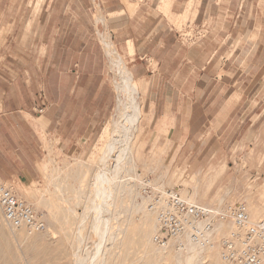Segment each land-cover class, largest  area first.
Segmentation results:
<instances>
[{"label": "rangeland", "instance_id": "374dc122", "mask_svg": "<svg viewBox=\"0 0 264 264\" xmlns=\"http://www.w3.org/2000/svg\"><path fill=\"white\" fill-rule=\"evenodd\" d=\"M121 64L132 74L140 108L129 142L137 193L123 204L144 202L149 215L140 192L148 179L200 206L242 203L251 222L262 221L253 214H264V0H0V177L54 233L51 242L39 234L36 249H60L61 263L69 264L94 247L92 213L79 244L77 226L60 219L79 193L91 191L122 109ZM44 77L52 105L64 97L60 89L77 90L66 95L63 123L59 111L39 119L48 106L35 93ZM123 210L120 228H143L140 213ZM0 232L11 242L2 264L31 257L34 232L10 228L1 212ZM109 237L102 236L101 253L121 254ZM216 248L212 260L219 264ZM166 252L155 264H175L176 251ZM142 258L136 245L126 263Z\"/></svg>", "mask_w": 264, "mask_h": 264}, {"label": "bare ground", "instance_id": "6f19581e", "mask_svg": "<svg viewBox=\"0 0 264 264\" xmlns=\"http://www.w3.org/2000/svg\"><path fill=\"white\" fill-rule=\"evenodd\" d=\"M110 47H112V45H106V50L108 52L109 57L113 56L112 59L115 60L114 56L116 54L114 55L112 54L116 52L111 51L112 49ZM113 63L115 62L113 61ZM120 70H121V74L119 75L121 78V83L119 82L120 84H117V86L121 94L123 96L125 95L126 97L124 96L122 100H119V104L120 106H122V109L119 112L120 113L119 117L117 116L118 120L114 121L112 124V130H110L111 133H109V135L111 134V138L108 140L107 144H105L106 146H104L105 150L103 149L102 151L104 152L103 156L100 157L101 159L99 158L100 164L97 167L98 170L96 169L97 172L94 174V178L91 184V191H89V195H85V196L83 195L84 191L82 193H79L77 197L78 202L74 203L75 207L73 206L74 208H71L68 206V208L63 209L64 213H62L61 211L62 214H61L60 223L66 225L70 217V219L73 221L71 225L77 226L76 234L78 236H76L75 239L73 238V242H77L78 244L81 243V241H83L84 239V237L80 235L81 231H83L84 221L86 220V218L89 216L90 213H92L93 215L92 230L96 235L94 242H92L95 243L94 247L91 248L90 252L88 251L89 253L84 254L85 256L83 258H81L79 255L78 256L80 258H78V256L75 255L76 256L75 260L73 262H69V264H129V262L126 263L127 258L130 254V250H132V248L136 245L143 248V252H144V258H142L143 264H155L157 261H159L162 255L164 256V253H167L166 252L167 250L173 249L172 246L166 249L158 248V247L155 249L153 247L155 245L154 244L152 245L151 244L152 242L151 243L148 242L150 233L152 232L156 233L158 228L156 225L152 224L151 222L152 220L150 219L151 218L150 216L153 215L151 213L147 215L144 212V202H142L141 205L134 204L131 208H127V206L123 204V201H121V199L123 200L124 197L128 198L129 201H131L136 196L137 193L136 192L137 189L135 185L136 175L133 176L131 175V173L134 172V167L133 165L131 166L129 165V161L132 159V152L129 142L132 141L131 140L132 132L134 134L133 130L138 124V120L140 116V108L136 100L138 89L134 82L132 74L126 69L125 66H122V64H121V69H119L118 71ZM121 175L122 178H124L125 180L121 178ZM194 199H195V195H194ZM44 203L41 204L39 203V206L43 208L46 205V202ZM63 203L66 204V201H64ZM76 207L77 208L81 207L80 208L81 213H77ZM115 208L117 209V211L118 209L122 208L124 210L126 209L127 213L129 210L130 213H140L143 219V228L142 227L130 228L132 224L131 222L129 223L127 228L126 227L124 229L120 228L121 226L120 224H118V217L119 215L121 216L122 211L120 210L121 212L118 211L116 212V214H113L112 211ZM253 219L254 220L261 219L262 221L258 223H263L264 214L256 210L253 214ZM126 221H128V218H126ZM66 228L68 230L69 227ZM223 228L225 230L228 229L226 226L219 225L217 227V230H221ZM2 231L3 230L1 229V232ZM1 232H0V255L4 257V255L11 248L10 247L11 242L9 244L8 242L9 239L8 241L7 239L6 241L3 240ZM108 232L110 233V237H109L110 239L108 240L110 244H108V246L111 245L112 248L113 245L120 246L122 250L121 254L107 252V254L104 255L101 253L104 241L102 243H100V241H102L103 239L102 236ZM32 234H33L32 237L34 236L33 240L27 246V251H28L27 256H31V257H29L28 260H24L20 262L19 264H62L61 262L63 259L61 256L60 249L58 250L60 252H58L56 249L52 250L46 247L44 248L41 247V249H36V244L40 238L39 234H43L42 236L50 241L54 238V233L52 234L49 230H45L44 228L43 231L34 232ZM119 234H122L124 236L123 238H125L126 240L124 241H122V239L117 240V236ZM68 236H70V234ZM43 240L44 239H42V241ZM216 250H217L216 246H214L213 248L210 247L200 248L196 245L187 242V245H185L184 249L182 251H176L175 254L172 255L171 259L172 262H174L175 264H215L212 258H213V253L216 252ZM103 253H105V251Z\"/></svg>", "mask_w": 264, "mask_h": 264}, {"label": "built area", "instance_id": "2783aa9c", "mask_svg": "<svg viewBox=\"0 0 264 264\" xmlns=\"http://www.w3.org/2000/svg\"><path fill=\"white\" fill-rule=\"evenodd\" d=\"M140 183L146 210L158 228L151 238L156 247L182 251L187 242L200 248L217 246L219 264H264V222H250L246 205L200 206L183 199L177 190L154 187L148 179ZM0 212L10 228L44 230L32 207L1 177ZM219 225L228 229L217 230Z\"/></svg>", "mask_w": 264, "mask_h": 264}, {"label": "crops", "instance_id": "0c3cea01", "mask_svg": "<svg viewBox=\"0 0 264 264\" xmlns=\"http://www.w3.org/2000/svg\"><path fill=\"white\" fill-rule=\"evenodd\" d=\"M75 73V72H74ZM39 88V91L38 92H35V93H38L39 94V98L42 99V101H45L46 100V103L45 102H42V105L45 106V104H47L48 106L43 109L44 111V114L42 116L39 117V119H43L44 121L46 120H51V118H53L55 116V113L56 111H59L61 113L60 115V118L59 120L62 122L63 120H65V116H64V113L65 115L68 114V103H66V95H72L76 90L75 87H72L70 88V90L68 91L66 87H64L62 90L60 89L59 91V94L60 95H63L64 97L62 98V100H60V102L58 103V106L55 105V104H50L49 102V97H48V94H50L49 90L46 89V82H45V77L42 81V84L41 85H38ZM68 91V92H67ZM63 102L65 103V105H63ZM53 107V108H52ZM54 111V112H53ZM82 114V113H81ZM68 120V119H67ZM63 123V122H62Z\"/></svg>", "mask_w": 264, "mask_h": 264}]
</instances>
